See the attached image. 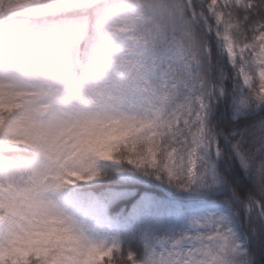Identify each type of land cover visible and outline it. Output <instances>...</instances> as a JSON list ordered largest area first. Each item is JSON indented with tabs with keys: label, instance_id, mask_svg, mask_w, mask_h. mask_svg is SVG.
<instances>
[{
	"label": "snow or ice",
	"instance_id": "snow-or-ice-1",
	"mask_svg": "<svg viewBox=\"0 0 264 264\" xmlns=\"http://www.w3.org/2000/svg\"><path fill=\"white\" fill-rule=\"evenodd\" d=\"M13 2L0 0V101H13L6 105L9 112L23 109L14 121L18 127L27 124L41 136L66 124L115 121L150 151L154 137L166 140L179 163L167 169L166 182L213 201L218 189L225 193L222 206L193 214L188 230L143 256L103 241L93 245L97 255L89 259H264V0ZM229 98L236 105L235 123L218 124L213 113ZM239 114L252 119L240 120ZM45 115L47 122L37 119ZM221 137L231 142L229 152ZM34 148L42 150L39 143ZM23 167L14 158L0 161V200L14 187L3 186L5 169Z\"/></svg>",
	"mask_w": 264,
	"mask_h": 264
},
{
	"label": "clouds",
	"instance_id": "clouds-1",
	"mask_svg": "<svg viewBox=\"0 0 264 264\" xmlns=\"http://www.w3.org/2000/svg\"><path fill=\"white\" fill-rule=\"evenodd\" d=\"M20 2L14 0L13 6ZM10 103L13 101H0V161L14 158L25 167L4 171L3 186L11 182L14 187L0 200L3 264H100L89 256L96 257L93 245L103 241L90 238L58 207L51 195L55 185L106 175L100 167L102 161L143 170L167 181V169L173 165L179 168V163L171 158L163 138L154 137L150 151L147 143L134 144L136 138L126 135L125 128L115 121L88 127L66 124L54 133L38 136L27 124L18 127L14 123L23 109L9 112L6 105ZM37 119L47 122L49 116ZM10 126L14 130L10 131ZM37 143L42 150L34 148ZM103 264L126 261L105 256Z\"/></svg>",
	"mask_w": 264,
	"mask_h": 264
},
{
	"label": "trees",
	"instance_id": "trees-1",
	"mask_svg": "<svg viewBox=\"0 0 264 264\" xmlns=\"http://www.w3.org/2000/svg\"><path fill=\"white\" fill-rule=\"evenodd\" d=\"M236 105L232 100L222 99L213 117L218 124L235 123ZM240 120L252 119L251 115L239 114ZM225 131H231L226 128ZM225 152L231 150V142L221 137ZM238 167V161H235ZM100 167L106 175L89 181H77L58 188L62 191L75 189L80 194L94 198L110 223L107 243H119L125 251L132 250L139 256L165 238H173L190 226L181 217L192 204H222L225 193L216 192L219 200L206 199L205 194L189 196L187 191L164 180L157 179L143 170L131 169L111 161H102ZM223 171V167H221ZM242 171V170H241ZM245 183H248L245 180ZM250 186V184H249ZM243 216V209H240ZM244 228V227H243ZM257 264H264L257 254Z\"/></svg>",
	"mask_w": 264,
	"mask_h": 264
},
{
	"label": "rangeland",
	"instance_id": "rangeland-1",
	"mask_svg": "<svg viewBox=\"0 0 264 264\" xmlns=\"http://www.w3.org/2000/svg\"><path fill=\"white\" fill-rule=\"evenodd\" d=\"M220 190L222 189H218L217 192ZM187 193L192 197L205 194L202 191H187ZM51 195L58 207L73 217L90 238L107 241L110 232V223L108 217L104 214L94 198L82 195L75 189H69L67 191L55 189ZM209 206H222V204L220 205L214 202L192 204L190 210L184 211L180 216L190 226V217ZM238 229L241 237L244 238L245 229L242 225H238Z\"/></svg>",
	"mask_w": 264,
	"mask_h": 264
}]
</instances>
